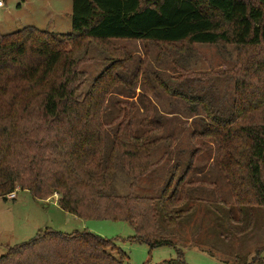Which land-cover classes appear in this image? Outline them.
<instances>
[{"label":"trees","instance_id":"trees-1","mask_svg":"<svg viewBox=\"0 0 264 264\" xmlns=\"http://www.w3.org/2000/svg\"><path fill=\"white\" fill-rule=\"evenodd\" d=\"M72 1L68 34L34 26L0 31V198L19 189L42 201L58 194L63 210L84 220L127 222L135 229L132 241L175 247L178 260L186 264L170 235L191 210L189 187L205 185L187 181L199 149L182 177L179 166L173 169L158 197L110 193L119 155L133 189L160 163L153 161L152 150L174 141L164 134L165 123L144 95L142 132L135 130L137 106L118 101L111 122L117 128L106 152L103 113L119 85L129 88L141 79L151 95L153 78L170 91L157 73L149 72L147 55L126 80L122 72L129 71L135 58L114 42H153L159 54L172 48L187 52L197 44L235 46L236 62L228 71L235 80L232 112L222 117L206 105L207 122L193 135L217 146V166L243 221L246 208L264 207V0ZM92 44L109 64L84 91L88 72L82 66L93 61ZM263 251H256L251 264H264ZM128 259L114 240L94 232L46 228L10 247L0 264H125Z\"/></svg>","mask_w":264,"mask_h":264},{"label":"rangeland","instance_id":"rangeland-1","mask_svg":"<svg viewBox=\"0 0 264 264\" xmlns=\"http://www.w3.org/2000/svg\"><path fill=\"white\" fill-rule=\"evenodd\" d=\"M3 1L4 6L0 7L3 34L26 26L60 34L72 32V0ZM114 44L135 58L129 71L122 72L126 80L130 79L138 61L147 55L149 72L157 73L173 93L164 90L153 78L155 89L151 95L147 94L141 79L129 88L119 85L103 113L108 124L106 152L111 148L117 128L111 122L118 114V101L129 100L137 106L135 130L137 134L142 132L140 121L146 115L144 95L151 98L157 117L165 123L164 134L171 135L174 141L172 145L163 142L152 150L153 161L160 163L140 178L133 189L119 155L110 193L158 197L173 177V169L179 166L178 178L182 177L193 153L199 149L187 181L205 185L189 187L191 210L180 219L170 237L183 252L186 264H251L256 251L264 247V207L246 208L247 216L244 214L243 221L239 220L231 189L217 166V146L193 135L207 122L206 105L222 117L232 112L235 80L228 71L236 62L235 46L197 44L187 52L172 48L159 54L157 46L149 41L123 39ZM89 56L93 61L82 66L88 72L84 91L109 64L105 61L107 55L95 44L91 45ZM175 92L188 98L176 96ZM201 99L204 102L197 101ZM57 196L42 201L28 190L19 189L14 199L0 198V256L10 247L35 237L40 230L52 228L67 233L88 230L114 240L129 257L125 264H183L175 247L151 248L146 243L132 241L130 237L135 235V229L124 221L81 219L63 210L55 201ZM251 222V228L246 229ZM261 256L264 258V251Z\"/></svg>","mask_w":264,"mask_h":264},{"label":"built area","instance_id":"built-area-1","mask_svg":"<svg viewBox=\"0 0 264 264\" xmlns=\"http://www.w3.org/2000/svg\"><path fill=\"white\" fill-rule=\"evenodd\" d=\"M4 6V1L3 0H0V7ZM8 197L10 199H14L16 197V192L14 193H11L10 195H8Z\"/></svg>","mask_w":264,"mask_h":264},{"label":"crops","instance_id":"crops-1","mask_svg":"<svg viewBox=\"0 0 264 264\" xmlns=\"http://www.w3.org/2000/svg\"><path fill=\"white\" fill-rule=\"evenodd\" d=\"M57 200H58V196H57V198L55 197V201L57 202Z\"/></svg>","mask_w":264,"mask_h":264}]
</instances>
